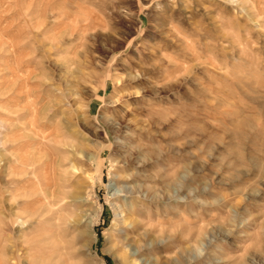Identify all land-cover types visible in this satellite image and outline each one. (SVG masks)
I'll return each instance as SVG.
<instances>
[{"label":"rangeland","instance_id":"obj_1","mask_svg":"<svg viewBox=\"0 0 264 264\" xmlns=\"http://www.w3.org/2000/svg\"><path fill=\"white\" fill-rule=\"evenodd\" d=\"M133 139L155 263L264 264V0H0V264H133L109 187ZM71 142L96 184L59 167L52 213L40 191Z\"/></svg>","mask_w":264,"mask_h":264},{"label":"bare ground","instance_id":"obj_2","mask_svg":"<svg viewBox=\"0 0 264 264\" xmlns=\"http://www.w3.org/2000/svg\"><path fill=\"white\" fill-rule=\"evenodd\" d=\"M70 97L66 96L65 98L70 99ZM75 101L72 103H75ZM66 104H68V102ZM67 106H69V105H67ZM137 111H138V107L133 106L132 108H127L123 112V114L121 115L122 119H124V120L128 119L127 120L128 124H130V123L134 124L132 132H133V135H135L134 137L136 139H138V137H141V132L137 126L139 120H137V118L135 117V113ZM105 120L107 121V123H109L108 119L105 118ZM112 120H116V118L112 119ZM110 124L116 125L117 123L116 122H114V123L110 122ZM136 139H133L135 144H133L132 149L127 152L131 158L126 160V161H122V162L119 161V163H122L124 167H131L133 169V171L128 173L124 177L119 176V175H114L113 178L115 179V182L112 183L109 187L112 191L111 197L113 198V200L117 201V203L122 199L124 201L122 203L115 204V206H114L116 209V215H117L118 220L125 224L124 229H129L131 232L137 231L136 237L129 239L128 242L125 244V246L128 247V249H129V253H130L129 257L131 259V263L133 262V264H157L154 262V257L147 254V252H146L147 251L146 250V244H145L146 234L144 232L142 234L138 233V229L140 227V222L136 218L137 210L133 205H131V204H129V202H127V200L135 198L136 196H137V198L139 197L142 190L145 189V188H143L144 185H143V183H141V181L144 178H147L146 175H143L142 173L139 172V167L143 166L145 164V162L147 161V159L145 158L146 154H142L146 145L142 144L141 142H139ZM59 140H61V139H59ZM70 144L71 145L73 144V149L69 150V152L71 153V155L72 154L74 155L73 156L74 159L70 158L68 160V158H69L68 156L64 157L62 160L59 159L58 157L57 158L54 157V159L52 158L53 159L52 163L56 166V169H54L52 172H48L49 174H52V175L45 177L46 179L49 177V179L46 180L47 185L44 187L43 191L42 190L40 191L41 194L43 193L45 201L47 202V205L49 207L48 211H50L52 213L60 211L62 208L61 206L63 205L62 201H64L66 199V198L64 199L63 196L61 197V192L63 190L66 191L65 187L60 188V192L58 189L60 187L59 185H61L60 182L63 181V177H64L65 173L66 174L68 172H70L72 174L73 173H80L81 176L83 174V176H84L83 179H87V181L89 180V183L92 186H95V184H96V182H95L96 180H95L94 176L92 174H90V171L87 168L83 167L84 163L90 161L94 157L95 154L93 152L85 149L82 143L71 142ZM60 160H61V162H60ZM66 160H68L69 162ZM50 161H51L50 158L47 157L46 163H45V165L47 167L50 166ZM61 166H63L62 170L64 172L61 169L60 170L64 174H62V173L59 174L57 172V170ZM72 174H70V175H72ZM149 176L150 175H148V177ZM52 186H54V188H52ZM73 186H79V181L77 183H75ZM56 187H58V188L55 189ZM69 191H70V189H69ZM168 193H169V191H168ZM66 196L68 197V195H66ZM164 197H165V195H164ZM72 199L74 202H76L79 200H83L84 198L75 194V196L73 198H71V200ZM66 200H68V199H66ZM130 205H131V207H130ZM134 205H135V203H134ZM62 218H64V221L66 223L65 225L67 227H73L75 229V231H79V229L84 228L85 231L87 230L88 233H90L91 235H92V233H94V223H91L90 221H88V217L83 213L78 217H76L73 214L68 213L64 217L62 216ZM21 224H22V229L25 227H28L27 226L29 224L28 219L24 220V221L22 220ZM74 241H76V237H73V242ZM26 253L27 252H22L19 256H25ZM52 254H54V253H52ZM58 257L59 258L57 260V263L58 264H65V261H63L64 257H65V252L63 251L62 253H59Z\"/></svg>","mask_w":264,"mask_h":264}]
</instances>
